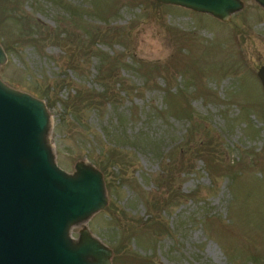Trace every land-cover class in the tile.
I'll use <instances>...</instances> for the list:
<instances>
[{"label":"rangeland","instance_id":"1","mask_svg":"<svg viewBox=\"0 0 264 264\" xmlns=\"http://www.w3.org/2000/svg\"><path fill=\"white\" fill-rule=\"evenodd\" d=\"M241 1L222 23L150 0H0V79L44 103L62 170L101 172L106 206L70 232L110 264H264V9Z\"/></svg>","mask_w":264,"mask_h":264},{"label":"water","instance_id":"2","mask_svg":"<svg viewBox=\"0 0 264 264\" xmlns=\"http://www.w3.org/2000/svg\"><path fill=\"white\" fill-rule=\"evenodd\" d=\"M227 23L241 0H150ZM264 9V0H253ZM6 56L0 46V65ZM264 90V60L257 70ZM44 103L0 79V264H110L111 250L86 228L70 230L107 204L102 174L77 162L60 169L47 141Z\"/></svg>","mask_w":264,"mask_h":264},{"label":"trees","instance_id":"3","mask_svg":"<svg viewBox=\"0 0 264 264\" xmlns=\"http://www.w3.org/2000/svg\"><path fill=\"white\" fill-rule=\"evenodd\" d=\"M104 59H105V57H104ZM103 62V61H102ZM103 72H105L104 70L102 71L101 69L99 70V74H100V77H99V81L100 82H106L110 77H111V75H103ZM106 73H108V72H106ZM110 73V72H109ZM86 92H84V94H85ZM99 98H105V94L102 96V95H100L99 96ZM87 100H85L84 102H86V104H88V106H86L87 108H93L94 107V105H95V100H96V96H92L91 94L89 95V98H86ZM72 106H73V104H72ZM212 144L211 143H209L207 146H211ZM201 151H203V150H201V149H199V150H197V153H200ZM206 151V150H205ZM207 151H209L210 152V150H207Z\"/></svg>","mask_w":264,"mask_h":264}]
</instances>
